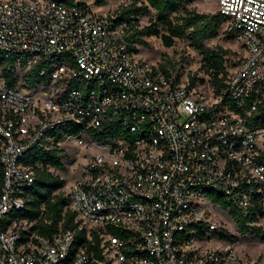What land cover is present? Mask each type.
<instances>
[{
	"label": "built area",
	"instance_id": "obj_1",
	"mask_svg": "<svg viewBox=\"0 0 264 264\" xmlns=\"http://www.w3.org/2000/svg\"><path fill=\"white\" fill-rule=\"evenodd\" d=\"M216 11L242 49L219 93L136 57L116 9L93 13L85 0H0V53L18 56L14 71L41 62L38 74L48 73L32 88L15 73L14 83L0 75V216L22 207L21 193L33 181L24 152L75 122L78 132L63 133L83 150L69 206L82 223L100 228V253L79 248L70 264H248L230 246L195 245L197 228L214 227L204 204H216L210 192L242 214L253 203L264 211L257 158L264 122L246 125L220 98L252 95L246 112L255 102L264 109V0H217ZM106 121L124 134L94 138L89 128ZM24 228L0 227V264L66 259L70 229L24 237Z\"/></svg>",
	"mask_w": 264,
	"mask_h": 264
},
{
	"label": "trees",
	"instance_id": "obj_2",
	"mask_svg": "<svg viewBox=\"0 0 264 264\" xmlns=\"http://www.w3.org/2000/svg\"><path fill=\"white\" fill-rule=\"evenodd\" d=\"M186 0H141L138 4L135 0L120 5L116 8L117 20L125 21L127 25L128 37L132 45L130 49L136 52L134 44H145L142 36L157 35L163 45L168 46L172 43L173 37H183L187 40L188 45L198 51L201 56L202 64L206 65L208 71V80L210 87L215 93H219L224 86V79L229 71L223 64V54L220 51L206 47L203 41L216 36L217 29L224 22V17L217 11L214 13H202L183 7ZM97 4L103 3L98 0ZM151 8L154 11V20L137 28L130 27L129 21L138 15H141ZM178 8H181L178 10ZM170 14H173L172 16ZM159 26L165 32L159 31ZM227 38L230 36L225 33ZM17 55L12 54L4 56L0 53V75L9 83H14V66L17 61ZM24 63V60L21 61ZM160 70L169 74V69L165 62L157 63ZM41 62H37L26 70L22 82L29 88L34 87L40 81L45 80L48 73L39 75L38 71ZM233 67V66H232ZM176 79V77H175ZM197 80L202 78L193 75L187 76V86H191ZM221 102L233 112L239 114L246 125H255L264 122V109L260 103L255 102L254 108L246 112L253 96L243 98L236 102L225 95H221ZM82 128V124L69 122L60 129H53L49 132L51 141L43 138L39 143L27 149L21 156L24 164L33 168V181L30 185L25 186L21 196L23 205L21 208H12L0 216V227L6 229L13 222L26 221L29 225L21 230L23 236L32 232L46 235L60 228L70 229L73 233L72 243L68 250L66 259L57 264H70L77 249L84 248L87 252L95 256L100 253V228L87 227L77 217L76 212L69 206V194L61 190L63 178L58 174L49 171V167H61L60 158L61 149L57 147V142L61 140L63 133H76ZM89 132L96 139H106L113 135L124 134V129L116 121H106L100 126L89 128ZM257 158L264 164V151H259ZM0 167V183H1ZM210 201L215 202L219 207L226 210L230 216L236 232L239 235L249 234L264 241V232L259 224L255 221L263 215V212L256 203L249 206L246 213L242 214L237 208L226 205L218 195L209 193ZM111 233H117L116 228L108 226ZM208 229L205 225L195 230L196 236L201 238ZM216 237L232 241L235 234H226L216 232ZM23 237V238H24Z\"/></svg>",
	"mask_w": 264,
	"mask_h": 264
},
{
	"label": "rangeland",
	"instance_id": "obj_3",
	"mask_svg": "<svg viewBox=\"0 0 264 264\" xmlns=\"http://www.w3.org/2000/svg\"><path fill=\"white\" fill-rule=\"evenodd\" d=\"M90 10L93 13L107 12L119 8L120 5L128 3V0H102L103 3L97 4L98 0H85ZM141 0H135L138 4ZM217 0H186L182 5L187 9H193L202 13H214L216 11ZM181 8H178L180 10ZM171 16L173 14H170ZM154 11L149 8L145 13L133 17L129 21L130 27H141L149 21L154 20ZM160 32L165 30L159 26ZM145 44H134L136 47L135 56L140 59L157 64L165 62L169 69V74L174 75L178 82L187 83V76L193 75L202 78L199 82L195 80L192 86L195 89L204 91L210 87L208 80L207 67L202 64L201 56L198 51L188 45V42L183 37H173L172 43L165 46L161 43L160 38L156 35L142 36ZM206 47L220 51L223 54V64L226 69L234 66L242 55V49L239 43L232 38H227L223 30V23L217 29L216 36L203 41ZM18 83L22 85V78L25 75L23 68L16 66L14 71ZM57 147L61 149L59 155L61 158V167H49V171L53 174H58L63 178L61 190L64 193L68 192L70 183L79 177L81 165L83 163V150L76 145L71 138L63 136L57 142ZM205 206L209 209V219L214 227L206 232L201 238L195 241V245L199 248L214 247L224 248L230 246L235 253L236 258L240 262L248 264H264V241H260L257 237L249 234L239 235L236 232L235 226L232 223L230 216L217 204H211L204 200ZM259 224L264 232V212L261 217L255 221ZM19 226L27 227L29 222L17 221ZM88 227V226H87ZM216 232L226 234H235L232 241L219 239L216 237Z\"/></svg>",
	"mask_w": 264,
	"mask_h": 264
},
{
	"label": "crops",
	"instance_id": "obj_4",
	"mask_svg": "<svg viewBox=\"0 0 264 264\" xmlns=\"http://www.w3.org/2000/svg\"><path fill=\"white\" fill-rule=\"evenodd\" d=\"M216 205V204H215Z\"/></svg>",
	"mask_w": 264,
	"mask_h": 264
}]
</instances>
